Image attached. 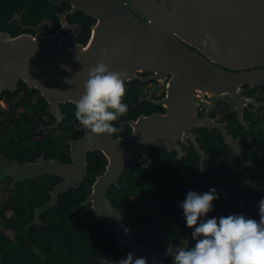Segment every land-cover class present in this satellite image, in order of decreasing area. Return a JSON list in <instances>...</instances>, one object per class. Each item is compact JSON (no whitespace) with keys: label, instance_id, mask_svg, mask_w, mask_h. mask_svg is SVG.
<instances>
[{"label":"water","instance_id":"water-1","mask_svg":"<svg viewBox=\"0 0 264 264\" xmlns=\"http://www.w3.org/2000/svg\"><path fill=\"white\" fill-rule=\"evenodd\" d=\"M67 1L73 4L72 12L82 10L99 19L88 45L81 46L70 38H12L0 33V96L4 91H15L23 80L31 90L41 92L49 102V113L57 116L62 112L61 104L76 103L79 99L82 83L87 78L86 69L102 59L101 49L108 50L109 55L104 59L112 70L127 72L126 82L132 76L129 72L131 50L137 51L138 59L142 57L141 50H147L149 57L159 56L158 62L154 59L148 63L158 65L159 76L155 78L167 83L165 97L155 102L166 108L165 114L133 120L129 124L132 132L117 139L107 134H90L76 142L72 165L60 167L51 162L67 182L57 187L54 198L43 210L56 202L61 191L81 186L88 171L87 152L100 150L109 163L97 175L86 201L77 210L91 206L105 224L101 234L114 233L121 248L129 247L134 258L144 253L150 264L153 261L164 264L172 258L167 248L171 245L177 250L174 245L153 250L149 244L138 243L121 215L124 209L114 207L107 192L135 158L148 159L155 147L173 149L183 136L194 141L192 127L217 128L235 154L242 157L248 151L240 144L242 138L237 139L228 132L227 124H196L200 118L192 93L199 89L196 84L203 85L207 87L204 93L222 95L238 105L239 118L244 119V107L254 105V101L242 97L239 90L245 85H264V0ZM207 35L217 42L218 52L211 50V41L205 46ZM215 82H222V87L211 88ZM204 120L212 121L208 114ZM195 147L202 153L198 145ZM51 167L42 160L21 165L0 154V181L9 177L15 183L22 182L45 175ZM72 179H76L73 184Z\"/></svg>","mask_w":264,"mask_h":264},{"label":"flooded vegetation","instance_id":"flooded-vegetation-1","mask_svg":"<svg viewBox=\"0 0 264 264\" xmlns=\"http://www.w3.org/2000/svg\"><path fill=\"white\" fill-rule=\"evenodd\" d=\"M72 10L73 4L67 0H0V33L12 38L20 36L70 38L77 44L86 46L99 24V19L87 15L82 10L74 12ZM136 29L143 31L142 27ZM142 35L141 33L140 38ZM131 54L133 56L129 72L132 76L126 82L124 98L129 110L126 115L114 122V126L121 129L112 135L114 139L130 134L132 128L129 124L133 120L166 112L164 106L155 102L165 97L167 83L163 82V79L155 78L159 76L158 65L148 63L154 59L158 62L159 56L149 57L147 50L146 52L141 50L142 57L138 59L135 49L131 50ZM169 79L171 75L168 76ZM217 86L222 87V82H215L211 88L217 89ZM195 87L199 89L194 90L192 97L197 104L200 118L196 124L201 126L211 123L227 124L228 132L237 139L242 138L240 144L248 151H245L242 157L235 154L225 144L222 132L217 128L192 127L194 141L183 136L173 149L155 147L148 159L135 158L127 165L118 183L110 185L107 197L114 207L124 209L121 215L126 225L132 227L131 234L137 236L136 241L140 244H149L153 250L165 249L169 244H173L175 248L194 246L195 241L191 238L193 229L186 226L183 209L179 206L189 191L204 193L215 188L219 192V188L233 181V178L239 179L243 190L254 186L258 187V192L264 191V156L256 158L260 145L254 139V136H264V85L257 87L245 85L239 90L242 97L254 101V105L244 107L243 120L239 118L238 105L233 104L229 98L204 93L203 89L207 87L200 84H196ZM3 95L8 100L3 98L5 107H0V154L11 161H18L21 165L42 160L53 166L45 175L28 180L29 183H37L36 185H24L23 183L27 181L15 183L9 177L0 181V209L4 207L5 217L10 219L16 213L15 209L8 207L12 201L20 206L22 200L27 198L26 206L33 214V219L23 220L22 223L26 227L42 224L40 222L42 214L54 208L62 196L72 195V192L80 191L87 186L80 205L83 204L95 178L105 171L109 163L106 155L100 150L87 152L88 171L81 186L79 188L71 186L61 191L56 202L43 210L54 198L53 192L57 187L67 182V178L61 175L59 168L55 169L51 162L60 167L72 165L74 144L87 135H95L76 120V103L61 104L62 112L54 116L49 113V102L42 97L41 92L38 89L31 90L23 80L18 83L15 91H4ZM207 114L212 121L204 120ZM218 133L222 137L223 145L212 144L215 139L213 137H217ZM194 143L200 147L202 153L196 150ZM94 156L97 160L96 165L94 164L96 168H91ZM98 158L101 160L100 167ZM75 182L76 179L70 180L71 184ZM121 190L136 194L149 192L151 198L146 201L142 200L143 196L137 195L132 204L125 202L115 204L113 196ZM27 193H30L28 197ZM167 194H171V198L166 197ZM156 197L161 200L160 203L156 202ZM165 197L169 199L163 201ZM245 200L240 196L233 199L234 205L239 206L241 214L248 208L252 209L253 205H259L261 197L253 195ZM89 207L104 225L97 236L102 235L116 240L114 233L110 231L101 234L105 228L103 219L91 206ZM216 208L218 207H214V214ZM210 215L211 212L208 218H211ZM1 234L14 239L12 231L4 229L2 225ZM44 239L48 242V235H45ZM117 243L118 259L111 263H117L131 252L129 247L122 249L118 241ZM33 250L40 253L38 247H33ZM140 256L145 257V254L140 253ZM95 261L97 264L110 262L98 258H95ZM164 264H173L172 258Z\"/></svg>","mask_w":264,"mask_h":264},{"label":"clouds","instance_id":"clouds-1","mask_svg":"<svg viewBox=\"0 0 264 264\" xmlns=\"http://www.w3.org/2000/svg\"><path fill=\"white\" fill-rule=\"evenodd\" d=\"M209 41L211 50L218 52L220 49L211 35L204 41L206 47ZM100 55L102 59L86 69L83 92L75 104V118L90 133L111 137L121 131L114 122L129 110L124 102L128 74L109 67L104 59L109 55L107 49H101ZM219 198L217 189L212 188L204 193L189 191L180 202L186 226L193 229L191 238L195 244L176 251L170 245L166 251L173 264H264V198L259 201V220L244 214L208 218L214 211L213 202ZM134 256L129 252L117 264H148L147 258Z\"/></svg>","mask_w":264,"mask_h":264},{"label":"trees","instance_id":"trees-1","mask_svg":"<svg viewBox=\"0 0 264 264\" xmlns=\"http://www.w3.org/2000/svg\"><path fill=\"white\" fill-rule=\"evenodd\" d=\"M3 96L5 99V95ZM6 99L8 100V98ZM213 138H215L212 142L213 145L214 143H223L219 133L217 137ZM254 139L260 145L256 158H262L264 156V136H254ZM98 161L100 167V158H98ZM96 162L94 156L91 168H96ZM25 181L27 182H24V185L37 184L29 183L28 180ZM23 184L19 185L22 186ZM86 190L87 186L80 191L72 192V195L62 196L54 208L42 214L40 219L42 224L38 223L34 226L28 225L26 227L22 223L23 220L33 219V214L26 206L27 198L22 200L20 206H17L15 201L9 204V208L16 210L15 215L10 219L4 215V207L1 208L0 225L4 229L12 231L14 239L3 234L0 235V264H97L95 258L110 262L116 261L118 259L116 254L119 250L117 241L105 238L102 235L97 236V233L104 227L100 218L95 216L89 206L77 210L84 199ZM218 193L220 198L213 202L214 207L217 206L218 208H216L215 214L213 211L211 212V218L241 214L239 206L233 203L235 197H243L246 199L245 201L253 195H260L261 199L264 198V191L258 192V187L253 186V188L243 190L238 178H233L230 183H225L223 187L219 188ZM28 194L30 193H27L26 197H28ZM137 195L143 196L142 200L146 201L151 198L149 192L136 194L135 192L121 190L113 196V200L115 204L123 202L132 204ZM168 196L171 198V194H167L166 197ZM166 197L163 201L169 199ZM155 200L161 202L157 197ZM244 214L259 220V205H253V208H248ZM130 228L133 230L132 227ZM45 235H48V242H45ZM33 247H38L40 253H36Z\"/></svg>","mask_w":264,"mask_h":264},{"label":"built area","instance_id":"built-area-1","mask_svg":"<svg viewBox=\"0 0 264 264\" xmlns=\"http://www.w3.org/2000/svg\"><path fill=\"white\" fill-rule=\"evenodd\" d=\"M0 107L1 108H4L5 107V100L1 96H0Z\"/></svg>","mask_w":264,"mask_h":264},{"label":"rangeland","instance_id":"rangeland-1","mask_svg":"<svg viewBox=\"0 0 264 264\" xmlns=\"http://www.w3.org/2000/svg\"><path fill=\"white\" fill-rule=\"evenodd\" d=\"M1 190V189H0ZM245 206L243 205V207L242 208H244ZM163 264V263H162Z\"/></svg>","mask_w":264,"mask_h":264}]
</instances>
